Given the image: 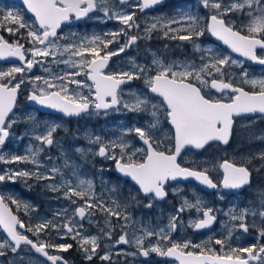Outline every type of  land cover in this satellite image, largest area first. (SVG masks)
I'll use <instances>...</instances> for the list:
<instances>
[{"label": "snow or ice", "instance_id": "snow-or-ice-1", "mask_svg": "<svg viewBox=\"0 0 264 264\" xmlns=\"http://www.w3.org/2000/svg\"><path fill=\"white\" fill-rule=\"evenodd\" d=\"M161 2L162 0H137L135 5H131L129 0H116L115 3L113 0H23L27 12L34 17L33 23L26 21L14 10L0 13V29L6 30L10 35H16L20 33V29H25L26 36L21 34V38L32 45L25 49L19 40L10 43L0 36V60L17 58L23 65L0 71V162L33 166L31 169L6 170L4 174H0V183L6 180L14 183L17 178H23L25 181H55L44 187L52 193H59L58 199L63 198L71 205H76L71 214L67 208L54 213L62 222L44 219L32 226L26 225L14 214L9 204L16 205L17 209L23 207L25 213L31 206L12 196L0 194V228L6 234L5 238L0 240V257L6 256L9 251L17 253L24 245L30 246L51 264H68L62 256L50 254L46 249L66 252L73 247L72 244H55L40 239V234H48L47 230L51 228L62 239L68 238L70 234L71 239L77 241L85 258L92 260L101 247L100 237L85 235L81 231L83 225L79 222L87 219L89 223H93L91 217L101 213L104 215V227L100 231L108 240L112 239L115 227L111 218L125 222L113 246H134L137 252L130 253L133 256L138 254L147 258L150 253H155L161 257L173 258L179 264H264V245L228 246V251L224 250L234 232L246 234L250 227L257 228L255 219L251 225L248 223L249 216H259L264 221V193H261L259 209L237 210L233 207L225 212L231 223L224 224L227 230L225 238L214 241L221 246L219 250L208 247L209 242L193 244L191 241L181 243L172 239L171 234L177 230L179 214L185 211L195 210L198 214L189 224L194 230L210 228L217 222L215 213L218 210L200 199L193 202L184 198L175 214L169 217L166 227L154 228L141 224L138 229L140 234L133 233L131 238L125 230L133 223L127 208L139 203L137 195H143L147 199L144 207L150 209L155 201L167 197L165 186L169 181L192 178L210 189L222 187L229 190L249 185L252 172L247 166H238L234 162L224 160L219 164L223 177L217 183L209 175L207 167H183L177 162V158L186 148L201 150L212 142L227 145L232 135L234 117L264 114V77H251L247 69H244L240 73V82L254 89L245 91L244 88L233 84L231 79H226L230 73L225 70L233 65L243 68L244 62L233 60L230 55H224L219 50L203 48L197 43L199 38L208 32L245 60L264 66V0H229L226 4L224 0H200L202 9L208 10L206 16H200L187 9H178L176 16L167 19L162 16L155 17L153 22L143 29L147 39L151 38L154 31L159 30L163 31L167 38L191 43L194 50L201 53L199 65L195 61L165 63L153 54L151 65L138 64L130 58L129 69L120 72L105 71L113 56L125 52L141 39L139 35L131 34L133 29H140L139 23L135 21V12L125 11L117 7V3L121 6H134L144 12ZM93 12H102L104 18L116 20L124 27L119 31L105 33V38L93 35L77 40L74 39L76 34L71 33L67 37L69 43H59L66 38L59 32L62 25L89 17V13ZM233 13L246 18L239 27L234 20L226 19ZM174 24L180 27H172ZM121 35L126 37L122 44L116 39ZM112 43L119 44L118 48L106 51ZM48 58L57 65L63 64L75 71L52 73L51 69L45 66ZM36 65H40L49 75L25 78V73L31 72ZM17 74L21 78L12 83ZM80 75H85L91 84L74 78ZM133 80H142L144 90L129 89V98L124 99L125 91L121 85L129 84ZM26 84L31 86L29 100L65 116H80L90 114L91 111L96 114L102 111L107 115L109 110L149 114L153 119L147 126L125 128L115 139L104 140L99 135L88 137L89 143L98 146L93 155L115 161L116 171L134 182L135 193L129 192L123 201L113 197L105 199L103 195H97L92 180L77 178L73 181L65 177L60 167L45 166L40 158L41 154L57 143L54 134L60 125L48 124L40 130L41 125L35 121V117L29 116L28 121L33 124L30 138L36 141V145H30L24 155L5 154L4 146L13 135V125L19 122L14 112L18 94L22 85ZM73 84L76 89H70L69 86ZM84 88L88 89V95L81 91ZM212 90L223 94L222 98H214ZM225 96L227 101L223 98ZM154 97L161 98L159 104L154 102ZM161 116L173 130L171 135L165 134L164 138L172 141V145L166 149H163V141L157 136V132L162 131ZM131 135L137 137L146 147H134L131 141L124 138ZM77 151L85 154L83 149ZM138 153L142 155L137 159ZM257 158L264 164V152H260L258 156L251 155L247 163ZM64 167H69L67 159ZM73 175L76 173L73 172ZM110 191L114 193L117 189L112 187ZM220 198L223 199V196ZM257 230L258 237H264V226ZM26 232L32 233L37 239L34 241L29 238ZM146 241H150L147 246ZM99 258L114 264L110 251H106Z\"/></svg>", "mask_w": 264, "mask_h": 264}, {"label": "flooded vegetation", "instance_id": "flooded-vegetation-1", "mask_svg": "<svg viewBox=\"0 0 264 264\" xmlns=\"http://www.w3.org/2000/svg\"><path fill=\"white\" fill-rule=\"evenodd\" d=\"M187 1L191 0H162L160 3L161 6H157L152 10H145L144 12L139 11L136 7H129L128 5H119L117 3V7H121L123 10L128 12H135V21L139 23L140 29H133L131 34H137L141 37L138 40L136 45L125 50V52L121 53L118 56H113L110 61L108 62V67L105 69L106 72H120L122 70H126L130 68V58L134 59L138 64H147L151 65V61L153 58V54L163 60L165 63L175 62H184L187 61V42H182L178 40H172L170 38L165 37L163 31H154L151 34V38L147 39L146 33L143 29L146 25L153 22V18L143 19L141 16H156V17H164L165 15L168 16H176L178 9H187ZM116 2V1H115ZM114 2V3H115ZM137 0H131L129 4L135 5ZM8 4H10L8 2ZM13 5V4H11ZM201 6V5H200ZM16 8L22 10L23 15L26 21L30 23L34 22V17H31L29 14L25 12V10L19 6ZM201 10L203 11L202 7ZM208 13L206 12L205 16ZM165 18V17H164ZM232 19L236 22L237 27L240 26L242 22L246 20V18L240 16L239 14L233 13L230 17L226 19ZM73 20L70 24L62 25L61 29L59 30L60 34H63L66 38L59 41L61 44H67L70 40L67 38L70 36L71 33H75L74 39L79 40L83 37H92L93 35H99L102 38H105V33L110 31H119L124 26L121 25L118 21L115 20H108L103 17L102 12H93L89 14V17H86L85 20L76 22ZM207 23V20L204 21ZM11 26V25H10ZM177 25H172V27H176ZM15 27V25H12ZM21 34L26 36V30L20 29V33L16 35H10L6 30L0 29V36H3L6 40L11 42H16L19 40L20 43L24 44L25 49L30 48V45L26 39L21 38ZM107 39H111V37H106ZM120 44L124 43L126 37L121 35L116 38ZM204 39L206 44L210 45L214 49H218L221 53H225L227 55H231L234 60L243 61V68L239 66L233 67V69L228 70L230 75L226 77V79H231L232 83L244 88L245 91H254L249 85L240 82V73L247 69L249 75L254 78L264 77V66L256 64L252 61H247L243 57H239L234 55L233 53L229 52L225 48L220 47L209 35L208 32H205ZM119 44L112 43L106 51H111L118 48ZM260 50L258 49V52ZM26 55H28L26 53ZM103 55V52H102ZM23 66L22 62L19 61L17 58H7L5 60H0V71H7L12 67H20ZM46 67H49L52 73H61L62 71H75L74 69H68L65 65L59 64L57 65L54 63L51 58H48ZM44 76L47 77L49 75L48 72L43 71V68L40 65H36L33 67L31 72L25 73V78H31L35 76ZM20 75L17 74L16 80L12 81L15 83L20 79ZM77 80L85 81L87 84H91V81L86 80L85 75H80L74 77ZM7 82V80L5 81ZM70 89H76V85H70ZM121 88L125 91L124 99H128L127 92L129 89H144V84L142 80H133L129 84L121 85ZM83 94L88 95V89L84 88L81 90ZM207 91V90H206ZM31 92L30 85H22L20 92L17 98V107L14 109L16 117L18 119V123L13 125L12 128V137L4 146V152H9L10 154H23V148L26 145H36V141L30 138V133L32 130V122L28 121V117H35V121L39 122L41 125L40 130H43L44 125L58 124L60 127L58 128L57 132L54 134V139L57 143L48 148L45 152L46 154L51 157H47V155H41V160L44 161L43 163L49 164L50 166L55 165L60 167L61 170L65 173V177L67 179L75 181L77 178L79 179H88L96 182V187L98 190H101V186L105 183L110 185L111 187H116L117 191L113 194L103 195L105 199L109 197L118 198L119 200L123 201L128 196L129 192L135 193L136 186L134 182H132L129 178L123 177L120 173H118L115 169V161L104 160L99 156L93 155V152L97 149V145L89 143L88 137L99 135L104 137L106 140L110 139V132L109 131L111 126H118L119 128L126 127V124L132 123L131 126H147V124L153 119L149 117L146 113H132L127 111L121 112H113L109 110V113L105 115L102 111L100 114H96L94 111H91L90 114H81L80 116H65L63 113H53L49 112L44 107H36L31 104V100L28 99V96ZM211 94L214 98L220 99L222 98L221 93L216 92L215 90L211 91ZM151 95V94H149ZM225 101H227V97H223ZM161 98L154 97V102L160 103ZM52 111V110H51ZM163 111V110H162ZM163 118V116H161ZM122 123V124H121ZM244 125V128H237L236 126ZM256 127L257 129L264 128V114H253V116L249 117H241L235 118L233 132H232V140L231 143L224 147L220 143H212L206 146L202 152L196 150H185L181 156L178 158L177 162L181 164L183 167L188 168H200L203 169L204 163H209V159L206 158L209 156L210 153L215 152L220 160H223V153L222 150H230L234 152L239 157L251 156L256 154L255 151L257 149H264V141H254L250 143L241 142L238 139H233L235 133H239L244 131L250 127ZM161 129L162 131L157 132V136L163 141V149H166L172 145V141L169 139H165V134L171 135L172 128L171 126L164 120H161ZM22 137V138H21ZM125 139L130 140L134 147H146L142 144V142L135 137L134 135L125 136ZM77 149H83L84 155H82ZM43 154V153H42ZM141 153L137 154V159L141 156ZM68 160L69 167H64L65 160ZM200 160V161H199ZM199 161V162H198ZM221 161L220 163H222ZM261 161L257 158L252 160V164H247L246 166L252 172L251 175V184L250 187L243 190L240 193L234 194L229 191H225L221 188L217 190L215 193H207L203 191L201 187H199L196 183L192 181H184V182H172L169 181L168 184L165 186L168 195L163 200H157L153 203L152 208H145L144 204L147 203V199L143 195H137V200L139 201L138 204L130 205L127 208V213L133 218V223L125 229L129 232L132 229L134 232H139V227L141 224L150 225L151 227H166L168 224L169 217L175 214L176 209H178L182 203L184 198H187L190 201H195L196 197L192 196L191 194L187 193V187L193 188L195 191L200 194V198L203 197L207 202L206 205L217 209L218 211L215 213L217 215V222L215 223L214 227L211 228L209 231L205 232H198L193 228L189 227L190 218H197V213L192 211H185L180 213V219L177 222V230L173 232L172 239L176 242H186L191 241V243L197 244L199 242H209L208 247L215 248L217 250L220 249V245L214 243L215 239L225 238L226 235V228L224 224L226 222L231 223L228 216H223L222 208L227 207L228 203L224 200L217 199V194L225 191L227 193L232 194V196L239 197L241 202L240 207H253V208H260L261 206V193L254 191L258 186L261 188L264 187V177L260 178L253 170L256 165H259ZM238 166L242 165L238 162L236 163ZM245 166V165H244ZM33 166L31 164L25 163H17V164H4L0 162V174H4L6 170H24V169H31ZM103 179H101L98 175V172L101 171ZM220 169V168H219ZM222 172V170H219ZM264 171V169H263ZM73 172L76 175H73ZM209 175L211 178L219 183V177H217V173L215 170L209 169ZM223 177V176H222ZM59 180V177H57ZM222 180V178H221ZM55 182V181H54ZM48 184L45 181H36L34 179L25 181L23 178H17L16 181L10 182L5 181L0 183V194L5 196H12L19 200H29L34 201L40 204L39 211L42 212L44 209L45 213L50 216V220H56L58 222H62L59 220V217L54 216L53 214H49L50 212L46 209V204L51 203L50 206H58L62 203H69L67 200L63 198H57L60 196L59 193H52L48 191L44 185ZM176 189L179 191L176 192ZM264 193V192H263ZM45 198V199H44ZM78 203H80L78 201ZM9 207L12 208L13 213L16 214L26 225H33L35 220L34 217H30V215H26L23 211L18 210L14 204H9ZM76 205H72L69 208V214H71L72 209L75 208ZM241 209V208H240ZM237 209V210H240ZM32 219V220H31ZM93 223H89L88 220L80 221L79 223L85 224L86 229H89L93 232H101L100 229L104 227V217L101 215H96L91 217ZM112 224L115 226L114 230L112 231V241L113 243L115 240L119 238L121 234V226L125 223L123 220L117 221L116 218H112ZM253 219L248 217V223L251 225ZM98 222V225L95 224ZM256 223V220H255ZM85 229V228H84ZM21 232L25 230L18 229ZM47 232H53L51 228L47 230ZM26 235L29 238H32L30 232H26ZM255 234H258L257 231L253 230L250 227L248 233H242L240 231H236L232 234L230 240H228L225 251H228V246L231 247H238V246H251L253 244L257 245H264V237H259L257 240L255 238ZM0 235L4 237L2 228H0ZM239 237V238H238ZM257 237V236H256ZM155 240V237L152 238ZM36 240V239H35ZM34 240V241H35ZM150 243V241L145 242V246ZM126 245L120 244L117 248L111 249V252L115 253L114 250L125 248ZM28 248V246H23L17 253H12V255H18L22 251V249ZM50 252V254H58V252L52 251V249H46ZM103 253L107 250L102 247ZM31 251V249H30ZM81 250L73 249L71 253L61 254L63 258H65L68 263L70 264L71 261L75 259L83 257ZM199 251V249H196ZM77 252V253H76ZM8 253L6 256L0 257V261L2 264H9L8 258L10 254ZM33 254V252L31 251ZM72 255V256H71ZM76 255V256H74ZM112 255V256H113ZM37 257V256H36ZM38 258V257H37ZM129 257L123 258L122 256L119 257H112V262L114 264H128L131 261L128 259ZM42 262L46 263L44 260L38 258ZM81 262V261H80ZM78 262L77 264H79ZM100 259L95 258L92 262L86 263L85 261L82 263L84 264H95L99 263ZM106 263L103 264H110L108 261H104ZM136 264H179L177 261L164 259V257L158 256L155 253H150V255L145 258H137L135 259Z\"/></svg>", "mask_w": 264, "mask_h": 264}, {"label": "rangeland", "instance_id": "rangeland-1", "mask_svg": "<svg viewBox=\"0 0 264 264\" xmlns=\"http://www.w3.org/2000/svg\"><path fill=\"white\" fill-rule=\"evenodd\" d=\"M115 1L116 0H113V2H115ZM228 2H229V0H224V3L225 4L228 3ZM200 5H201L200 4V0L187 1V10H190V11H192L194 13H197L200 16H205L206 12L208 13V10L207 9H203V11H202ZM7 10H14L16 12H19L23 16V18L25 19L24 15H23L24 12H22V10L20 12V9L16 8V6L11 5V4H8V1L7 0H0V13H2L4 11H7ZM155 17L156 16H141V18H143V19H149V18H155ZM164 17H165V19H167V18H170L171 16L165 15ZM176 27H180V25H177ZM176 27H174V28H176ZM169 35H171V33ZM197 43H199L203 48H209L210 47V48L214 49L210 45L206 44L205 39H204V36L200 37L199 40L197 41ZM187 44H188V48H187V61H189V62L195 61V63L197 65H199L201 63V60H200L201 53L195 51L194 48H193V45L191 43L187 42ZM214 50H218V49H214ZM223 54L224 55H227L225 53H223ZM233 67H235V65H233L230 69H233ZM230 69H227L226 68L225 70L228 71ZM134 90H136V91H142L144 89H134ZM162 110L163 109H161V111ZM149 117H151V116L149 115ZM162 119L163 118H161V120ZM51 124H53V123H51ZM131 124L132 123L126 124V127H124L123 124H122V127H120V128L118 126H111V128H110L109 131H113V132H110L109 133L111 135L110 136V139H115V138L119 137L122 134V130L123 129L133 127V126H131ZM134 126H137V125H134ZM237 128H241L242 129V128H244V125H240V126L238 125V126H236V129ZM260 137H264V128L257 129L256 127L253 126V127H250V128H248V129H246L244 131H241L239 133H235V136H234L233 139L234 140L235 139H238L241 142H245V143H250V142H254V141H257V142L258 141H264V139H260ZM102 138L104 140H106L104 137H102ZM29 146L30 145H26L22 149L23 150V154H18L17 153V155H24L25 152H26V149ZM46 152H44L41 155H47ZM260 152H264V149L261 148V149H257L255 151V153H256L257 156H258V154ZM222 153H223L224 157L226 159L230 160L231 162H234V163H237L238 162L239 164H242V165H245V166L247 164H250V163H247V160H248V158L250 156L247 157V156L244 155V157H239L234 152L228 151V150H226V151L225 150H222ZM5 154H10V153L9 152H6ZM47 157H49V156L47 155ZM206 158L209 159V163H204L203 167L204 168L207 167L210 170H215V172L217 173V177H219V181H221L222 173L219 171L220 170L219 169V164H220L221 160L217 156V153L212 152ZM44 165L45 166H50L49 164H46V163H44ZM253 167H254L253 170L257 173L256 175L258 177H260V178H263L264 177V171H263L264 164H262V162H260L259 165H256V166H253ZM41 171H44V169H41ZM102 172L103 171H99L98 172V175H99V177L101 179H103ZM45 182H47L49 184V183H53L54 181H45ZM94 184L96 186V182H94ZM111 188L112 187L110 185H108L107 183H105V184H103L101 186V190H98V187H96L97 195L113 194V192L110 191ZM177 191H179V190L176 189V192ZM254 191L263 193L264 192V187L261 188L260 186H258V188H256ZM187 193L191 194L192 196H195L196 199H200L201 201L205 202V204H207V202L205 201V199L203 197L200 198L201 195L198 194V192L195 191L193 188H190V187L188 188L187 187ZM221 196H223V199L220 198ZM217 197H218L217 199L227 201V203H228V206L227 207H223L222 208V212H223L222 215L223 216H226L225 215V212H227L229 208L235 207L236 209H240V208L242 209V207H240V205H241V202H243V201L240 200L239 197L232 196V194L227 193L225 191H222V192L218 193L217 194ZM20 201H23L25 203H28L31 206L30 210L27 213H25V210L23 209V207L19 208L18 210L23 211L26 215H30V217H34L35 220H37V221H35L33 223L34 225L37 224V223H39V222H41L44 219L50 220L51 217L48 216L47 214H44L45 213V211H44L45 207L42 210V212H40L39 211L40 204H38V203H36L34 201H29V200H20ZM50 205H51V203L48 202V204H46V209H47V211L50 212L49 214H53V215H54L55 212H57L58 210H61L63 208H67L68 211H69V208H71V206H72L70 203L67 204L65 202L62 203V204H60V205H58L57 207L56 206H50ZM244 208H250V207H244ZM251 208H253V207H251ZM256 209H259V207L256 208ZM97 215H101V216L104 217V215L101 214V213H97ZM249 217H251V216H249ZM251 218L256 220L257 228H259L260 226H264V221H262L259 216L255 217V218H253V217H251ZM191 219L193 220L194 218H190V220ZM59 220L61 221V218L60 217H59ZM111 220H112V218H111ZM82 225H83V228L81 229V231L85 235H96V236H99L100 237L101 247H100V249H98L97 254L95 256H93L92 260H94L95 258H99L101 255H103L105 253V252L103 253L102 247L104 249H106L107 251H110V252H111V249L117 248L118 245L117 246H113V243H111L112 241L108 240L107 237L102 232H93V231H90L89 229H86L85 224H82ZM97 225H98V222L95 224V226H97ZM257 228H252V229L258 232ZM47 233L48 234H45L44 232H42L40 234V239L41 240H44V241L51 242V243H55V244H72L73 245V247L71 249H69L68 251H66V252H58V254L61 255V254L71 253V251L73 249H75V250L76 249L77 250H81L80 247H79V245H78V243H77V241L71 239V235L70 234H69L68 238L62 239L57 233H52V232H47ZM133 233H135L136 235H139L137 232H134L132 229H130L129 232H128L129 238L132 237ZM31 235H32L31 237L33 238L34 235L33 234H31ZM44 235H45V237H44ZM255 238H256V240L259 238L258 237V234H255ZM3 239L4 238L0 235V240H3ZM35 239H36V237H34V240ZM199 243H201V242H199ZM106 245H107V247H106ZM225 250H227L226 249V246H225ZM52 251H54V250H52ZM114 251H115L114 255L111 252V254L113 255L112 257H119V256H122L123 258L129 257L128 259L131 262L128 263V264H136L135 259L142 257V256H140L138 254L135 255V256L130 255V253L137 252V249L134 246L126 245L125 248H122V249L119 248V249H116ZM8 253H11V251H9ZM80 253H82L83 257L77 258V259H75V257H73L74 261H71L70 264H77L80 261L81 262L79 264H84V263H82V260H83V262L85 261L86 263H88L90 261L92 262V260H87L85 258V254L82 251H80ZM118 253H119V255H118ZM74 256H76V255H74ZM8 261H9V264H45L44 262H42L41 260H39L34 254H32L31 251H30V249H28V248L22 249V251L20 252V254H18L16 256L15 255H12V253H11L10 254V257L8 258ZM103 263H106V262H104V261H102L100 259V262L99 263H95V264H103ZM0 264H2L1 261H0Z\"/></svg>", "mask_w": 264, "mask_h": 264}, {"label": "water", "instance_id": "water-1", "mask_svg": "<svg viewBox=\"0 0 264 264\" xmlns=\"http://www.w3.org/2000/svg\"><path fill=\"white\" fill-rule=\"evenodd\" d=\"M11 2H13V3H15V4H18V5H22V6H24V8L26 9V6L23 4V0H10ZM131 0H129V2H130ZM158 5H160V4H158ZM158 5H156V6H158ZM155 6V7H156ZM154 7V8H155ZM154 8H152V9H154ZM148 10H151V9H148ZM26 11H27V9H26ZM30 16H32V14L31 13H29V12H27ZM89 14H91V13H89ZM33 17V16H32ZM86 19V17L85 18H83V19H81V20H76L75 21V23L76 22H79V21H82V20H85ZM212 37V36H211ZM212 39L215 41V42H217L220 46H222V47H224V48H226L227 50H229L231 53H233V54H235V55H237V56H240L238 53H234V52H232L231 51V49H229L226 45H224L221 41H218V40H216V38L215 37H212ZM241 57V56H240ZM244 58V57H243ZM3 60H5V59H3ZM31 104L32 105H34V106H36V107H39V108H41L42 106H40V105H38V104H36L35 102H33V101H31ZM44 109H47L49 112H53V113H58V111H56V110H54V109H48V108H44ZM52 110V111H51ZM249 116H253V114H248V115H242V116H238V117H234V120H235V118H241V117H249ZM233 126H234V123H233ZM232 132H233V127H232ZM231 140H232V135H231V137H230V140H229V143L227 144V145H224V144H222V143H220V142H212V143H220L222 146H224V147H226V146H228L229 144H230V142H231ZM212 143H210V144H212ZM209 144V145H210ZM208 146V145H207ZM187 150H188V148H186ZM186 149H184L183 151H182V153L186 150ZM196 150V149H195ZM201 150H203V149H201ZM201 150H197V151H201ZM181 153V154H182ZM181 156V155H180ZM179 156V157H180ZM178 157V158H179ZM178 158H177V160H178ZM130 179V178H129ZM184 181H186V180H178V181H172V182H184ZM187 181H192V182H194V183H196L199 187H201L204 191H206V192H209V193H212V192H215L217 189H210V188H207V187H205V186H203V185H201L198 181H196V180H194V179H192V178H189V179H187ZM251 184V183H250ZM250 184L249 185H245L243 188H241V189H236V190H230V191H232L233 193H240V192H242L243 190H245V189H247L248 187H250ZM225 190H229V189H225ZM214 225L215 224H213L212 225V227H210V228H207V229H203V230H199L198 232H205V231H209V230H211V228H213L214 227ZM22 230H24V229H22ZM197 231V230H196ZM2 232H3V229H2ZM3 235H4V237L6 236V234L3 232ZM24 245H22L21 247H23ZM29 248H30V246H28ZM31 249V248H30ZM19 251V250H18ZM31 251L33 252V254L34 255H36L38 258H40V259H42V260H44L46 263H48V264H51V262L50 261H47L46 260V258L45 257H43L42 255H40L39 253H36L35 252V250H33V249H31ZM56 255H59V254H56ZM61 256V255H60ZM164 259H169V260H174L173 258H167V257H164ZM64 260H66L65 258H64ZM67 261V260H66ZM175 261V260H174ZM68 262V261H67ZM178 262V261H177ZM179 263V262H178ZM69 264V263H68Z\"/></svg>", "mask_w": 264, "mask_h": 264}, {"label": "trees", "instance_id": "trees-1", "mask_svg": "<svg viewBox=\"0 0 264 264\" xmlns=\"http://www.w3.org/2000/svg\"><path fill=\"white\" fill-rule=\"evenodd\" d=\"M34 237H36V236H34ZM44 237H45V235H44ZM36 239H37V237H36ZM72 256V255H71Z\"/></svg>", "mask_w": 264, "mask_h": 264}]
</instances>
